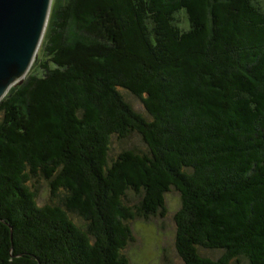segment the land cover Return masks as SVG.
I'll use <instances>...</instances> for the list:
<instances>
[{"label":"trees","instance_id":"16d2710c","mask_svg":"<svg viewBox=\"0 0 264 264\" xmlns=\"http://www.w3.org/2000/svg\"><path fill=\"white\" fill-rule=\"evenodd\" d=\"M171 193L185 264H264V0H53L0 102V264H138Z\"/></svg>","mask_w":264,"mask_h":264},{"label":"water","instance_id":"95a60500","mask_svg":"<svg viewBox=\"0 0 264 264\" xmlns=\"http://www.w3.org/2000/svg\"><path fill=\"white\" fill-rule=\"evenodd\" d=\"M53 0H0V102L38 57Z\"/></svg>","mask_w":264,"mask_h":264},{"label":"rangeland","instance_id":"374dc122","mask_svg":"<svg viewBox=\"0 0 264 264\" xmlns=\"http://www.w3.org/2000/svg\"><path fill=\"white\" fill-rule=\"evenodd\" d=\"M48 57H44L46 61ZM135 107L144 112L139 101L133 97ZM131 144L144 148L140 138L134 136ZM113 153L119 152V143H115ZM48 198L47 189L42 187L40 192V203ZM181 207L180 196L171 193L167 197V215L166 217H153L148 221L137 219L134 222V231L137 241L132 244L129 253L132 258H137L138 264H185L178 255L175 247L176 229L174 223V215ZM202 254L206 257L217 259L221 256L218 250H203Z\"/></svg>","mask_w":264,"mask_h":264}]
</instances>
